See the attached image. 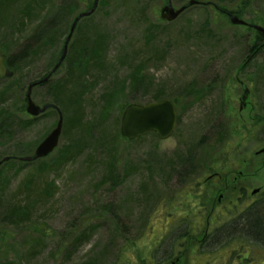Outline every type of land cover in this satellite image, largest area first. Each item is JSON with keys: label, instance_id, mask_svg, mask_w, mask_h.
I'll use <instances>...</instances> for the list:
<instances>
[{"label": "rangeland", "instance_id": "1", "mask_svg": "<svg viewBox=\"0 0 264 264\" xmlns=\"http://www.w3.org/2000/svg\"><path fill=\"white\" fill-rule=\"evenodd\" d=\"M30 1L0 2V157L32 155L55 127L54 109L30 117L18 106L93 0H41L22 19ZM167 1L100 0L58 71L32 89L61 111L62 134L40 163L0 169V264H264V245L238 230L247 207L264 206V47L213 6L160 21ZM198 1L229 11L241 2ZM252 6L238 15L264 17V0ZM236 75L249 89L243 110ZM162 98L177 107L172 137H121L127 104Z\"/></svg>", "mask_w": 264, "mask_h": 264}, {"label": "water", "instance_id": "2", "mask_svg": "<svg viewBox=\"0 0 264 264\" xmlns=\"http://www.w3.org/2000/svg\"><path fill=\"white\" fill-rule=\"evenodd\" d=\"M99 0H93L92 8L86 12L79 13L75 19L72 21L69 33L64 41V49L62 55L54 67L53 71H55L58 66L60 65L61 61L64 59L67 51V45L70 41L72 34L74 32L75 26L78 20L82 17L91 15L95 8L98 5ZM196 0H190L189 5L196 4ZM184 6L179 8H174L170 2L166 5L162 6L159 11V17L163 21H172L176 19L181 12L184 10ZM229 20L234 25H245V21L240 18L238 15L234 13H228ZM257 33L263 38L264 40V26H253ZM49 75L44 79L40 80H47ZM243 91L240 97L241 105L240 109L245 107V100L248 96L249 90L248 88L242 83ZM36 85V82H33L28 85L27 87V101L25 104V111L32 116H38L39 114L43 113L47 108L48 105L39 106L35 102H33L30 98V92L33 86ZM177 121V111L175 108L174 103L170 99H161L156 102H149L146 104H137L131 103L127 105L124 109L121 118L120 124V133L123 137L127 139H134L139 137L140 135L152 131L154 132L160 139H167L169 138L176 126ZM63 126V117L61 112L59 111V118L57 120L56 126L53 130H51L48 135L38 144L35 148L34 155L22 157V161H31L38 158H43L49 155L55 147L58 145L59 138L62 132ZM264 151V148L260 151ZM9 160V157L6 156L0 160V165L2 162ZM257 189L253 191L255 193Z\"/></svg>", "mask_w": 264, "mask_h": 264}, {"label": "trees", "instance_id": "3", "mask_svg": "<svg viewBox=\"0 0 264 264\" xmlns=\"http://www.w3.org/2000/svg\"><path fill=\"white\" fill-rule=\"evenodd\" d=\"M1 1L2 0H0V2ZM4 1H5L6 5H8V9H10V10L13 9V7L15 6V4L17 2V0H4ZM240 1L241 2L239 4H237L236 7L234 6L230 11L228 9H226L225 7H223V6H220V5H217V4L216 5H212V3H210L209 1L200 2L199 5L213 6L215 13H217L218 15H221V16H225L227 18L226 12H233V13H236V14H241V13H245L249 9L253 8L252 5L254 3V0H240ZM107 2H109V0H106V3ZM1 4H2V2H1ZM29 4H30V2L29 3L25 2V3H23V6H21V8H20V16H22V19H25L27 14H29L31 12V10H32V9H30ZM87 5L89 6L88 9H90L91 6H92V2H88ZM186 6L188 7L187 4H186ZM247 22L249 24L264 22V17L254 16L253 20H250V21H247ZM99 38H100V36L97 37V41H96V44H95V47H94L96 49V52L99 51V49H100L99 46L103 42V39H99ZM261 41H262L261 38L256 34V40H255L256 49L258 47H261V48L264 47V43H262ZM259 42H261V43H259ZM141 66L142 65H140V67ZM171 99H173V98H171ZM18 108H19V110L21 112H24V101L21 102V104L18 106ZM231 132H232V136H233V130ZM229 134H230V132H229ZM203 151H204V156L207 159L209 157V155H210V151H211L210 147H208V146L204 147ZM74 153L75 152L68 153V158L71 156V154L73 155ZM7 156H15V155H7ZM50 156H48V157H50ZM2 157H0V159ZM16 157H18V156H16ZM41 161H43V159L35 160V161L30 162V163H33V164L34 163H40ZM8 162L19 163L21 165L26 164V163L21 162V161L16 160V159H11ZM5 164H6V162H4L1 165L0 169L3 166H5ZM3 174H4V172L1 173V171H0V181L5 180L4 179L5 177L1 176ZM43 191H45V193H47V187L46 186L43 187ZM239 218L240 219L242 218V222L240 221L241 223H239L238 230L245 231V233H246L245 235H247L248 237H251L253 240L256 241V242H254L255 245L256 244L264 245V206H256V205L249 206V207H247L246 212L241 217L239 216ZM237 226H238V224L237 225L236 224H231V227L230 226L226 227L227 229H225V232L228 234L230 231L232 232L233 227H235V229H236ZM214 238H217V236L214 235ZM240 246L242 248H245V249L248 248V246H245V245H242V244H240Z\"/></svg>", "mask_w": 264, "mask_h": 264}, {"label": "bare ground", "instance_id": "4", "mask_svg": "<svg viewBox=\"0 0 264 264\" xmlns=\"http://www.w3.org/2000/svg\"><path fill=\"white\" fill-rule=\"evenodd\" d=\"M197 2H200V1H198V0H196ZM42 6H43V4L41 3V0H31L30 1V4H29V7H30V9H35V10H40L41 8H42ZM177 19V18H176ZM176 19H174V20H176ZM174 20H172V21H164V22H173ZM246 21V20H245ZM247 22V21H246ZM248 23V22H247ZM249 24V23H248ZM250 25H257V26H264V25H261V24H259V23H252V24H250ZM66 37H67V35H66ZM65 37V38H66ZM69 48H70V41L68 42V45H67V51H66V55H65V57H64V59L61 61V63H60V65L58 66V68L55 70V71H53V69H54V67L56 66V64L58 63V61H59V59H60V57H61V55H62V52H63V49H64V42H63V45H62V51H61V54H60V56L58 57V59H57V61H56V63L53 65V67L48 71V72H46V73H44L41 77H39L38 79H35V81L34 82H36V85L35 86H33L32 87V89L33 88H35V87H37V86H41V85H46V83H48L49 82V80L51 79V77L53 76V74L54 73H56L57 71H58V69L61 67V65H62V63L66 60V57H67V55H68V51H69ZM68 63H70L71 65H73L72 63H71V61H68ZM10 74H11V72H10ZM49 75V77H48V79L47 80H43L42 82H39L40 80H42V79H44L45 77H47ZM32 89H31V92H32ZM27 92H28V90L26 91V94H25V102H24V106H25V104H26V101H27V97H26V95H27ZM31 92H30V98H31ZM31 100H32V98H31ZM33 101V100H32ZM33 102H35V101H33ZM36 103V102H35ZM37 104V103H36ZM39 105V104H38ZM25 113L28 115V116H30V117H35V116H32V115H30L29 113H27L26 111H25ZM54 129V128H53ZM52 129V130H53Z\"/></svg>", "mask_w": 264, "mask_h": 264}, {"label": "flooded vegetation", "instance_id": "5", "mask_svg": "<svg viewBox=\"0 0 264 264\" xmlns=\"http://www.w3.org/2000/svg\"><path fill=\"white\" fill-rule=\"evenodd\" d=\"M246 103H248V100L246 99ZM245 103V104H246ZM217 175V173H215L213 176H216ZM179 261H180V259H179V257L177 256L176 258H175V260H173V261H171V263L170 264H179Z\"/></svg>", "mask_w": 264, "mask_h": 264}]
</instances>
